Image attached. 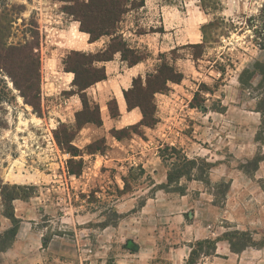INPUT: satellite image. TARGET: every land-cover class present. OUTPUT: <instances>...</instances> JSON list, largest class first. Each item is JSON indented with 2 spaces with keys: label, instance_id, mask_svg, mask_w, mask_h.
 I'll use <instances>...</instances> for the list:
<instances>
[{
  "label": "crops",
  "instance_id": "1",
  "mask_svg": "<svg viewBox=\"0 0 264 264\" xmlns=\"http://www.w3.org/2000/svg\"><path fill=\"white\" fill-rule=\"evenodd\" d=\"M40 1V10L46 18V30L57 33L46 41V50H49L46 59L47 84L43 83L41 89L43 113L45 117L49 115V119L46 117L44 120L45 125L74 128L76 132L70 145L79 151L78 156L72 157L53 140L61 154L67 155L69 159L82 160L83 166L89 165L93 168L99 163L105 169L123 162L128 165L140 163L145 176L154 182L153 188L168 182L169 169L159 157L161 146H174L182 150L188 158L204 157L208 154L213 156L206 147L209 143L210 147L217 149L219 123L231 125L234 113L241 111V108L232 104L238 98V89H230L228 86L222 87V90L200 89L202 86L207 87V82L215 80L211 77L216 73L214 66L208 69L209 76L203 78L201 75L200 79H196L191 77V58H173L169 64L183 79L179 83H169L166 92L154 95L155 123L152 126L145 123L139 107H129L126 94L133 90L136 80L141 79L146 86L148 78L156 74L165 62L163 56L170 54L174 57L175 52L206 47L203 28L206 29L213 23V18L219 16V11L213 13L205 10L202 6L203 0H130L128 10L118 26L117 36L123 40L127 49L142 58L138 63L130 64L123 58L122 53L117 52L112 60L93 63L94 68L104 71L106 79L91 86L83 94L91 107L99 108L101 124L89 123L76 130V116L84 110V105L74 86L76 76L65 72L64 61L73 52L86 55L103 54L111 47L115 36H103L91 42L90 35L81 31L80 23L63 11V5L66 4L64 0ZM63 17L68 19L62 27L54 24H59V18ZM58 34L62 36L56 38ZM194 66L199 74L196 64ZM219 100L222 110H219ZM212 103L216 104L211 106ZM28 110L30 109L25 107L24 111L29 112ZM247 113L257 112L254 110L253 113ZM30 115L33 116L31 113ZM36 115L42 122V118ZM33 122L35 121L30 120L29 125H33ZM242 125L245 123L242 122ZM10 126L8 123V127L3 128V131H10ZM25 140L26 135L23 134L21 141ZM99 143H103L102 150L90 151L91 147ZM23 153L25 157L27 154L24 148ZM18 157L15 151L13 154L0 155V180L3 185L36 188L41 183H36V179L31 183L29 169H16ZM83 170L80 176H71L69 173L68 175L80 181L86 176V170L85 173ZM109 173L110 170L106 171L105 175ZM211 179L213 180V175ZM81 184L77 185L78 189L85 190L89 185ZM196 184V181L188 183L186 194L183 195L156 191L151 198H147L135 218L136 237L144 244L141 253L149 251L151 255H157L164 247L172 244V247H169L171 258L167 259V264H186L196 242L211 240L216 241L215 255L202 257L198 264H264V246L247 248L241 253L232 251L229 242L223 238L225 230L217 226L221 212L212 201L210 204L203 203V208L199 209L198 213L201 214L200 218L196 212L193 220L187 219L186 202H189L191 190L200 189ZM51 187L58 190L62 188L56 183ZM119 188L123 190L121 186ZM136 194L123 195L116 201L119 214H122L123 209L134 208L138 199ZM201 195L204 193L201 192ZM198 203V200H192L191 207ZM231 204L233 205L232 202ZM45 205L46 202L39 196L26 201H13V213L19 222V229L11 246L0 252V264H49L51 257L59 255L58 251H55L56 246L62 250L64 244L55 238L45 246V235L39 228L41 208H46ZM236 223L237 230L245 231L249 225H264V215L260 218L237 217ZM124 224H129V219L121 220V226ZM12 228V221L5 216L0 189V237ZM107 229L109 227L105 230ZM158 239L159 245L156 243Z\"/></svg>",
  "mask_w": 264,
  "mask_h": 264
},
{
  "label": "rangeland",
  "instance_id": "2",
  "mask_svg": "<svg viewBox=\"0 0 264 264\" xmlns=\"http://www.w3.org/2000/svg\"><path fill=\"white\" fill-rule=\"evenodd\" d=\"M64 1L66 4L63 5V10L71 4V0ZM40 6V0H0V31L7 37L9 45L29 44L34 48V55L40 57L41 61L42 89V84H47L46 59L49 50H46V41L57 33L46 30V18ZM204 6L209 12L219 11V16H215L213 23L204 30L206 47L186 49L175 52L174 57L167 54L163 58L168 63L173 58H191V77L196 79H200L201 75L203 78L209 76L207 71L214 66L216 73L211 77L215 80L207 82L208 86L200 89L222 90L225 86L238 89V98L232 104L241 108V111L234 113L231 125L219 123L217 149L210 147L209 143L206 147L213 156L208 154L188 158L184 154L189 160L196 161V170L191 172V181L183 178L173 184L172 188L187 190V184L196 181L200 189L190 191L191 196L185 206L187 219L193 220L196 212L200 218L201 214L198 213L203 208V203L210 204L212 201L221 212L217 226L225 230L223 236H230L240 245L241 237L234 234L246 233L247 239L253 240L252 246L248 248H259L264 246V225H249L245 231L235 227L237 217L260 218L264 215V125L262 115L257 112V106L264 102V69L263 74L258 71L261 67L264 68V0H204ZM66 19L68 18H59L60 23L54 24L62 27ZM59 36L62 34L56 35V38ZM194 64L199 74L194 69ZM36 70L37 67H33V71ZM246 71L249 72L243 74ZM240 77L243 84L238 82ZM199 100L198 98L197 103ZM220 102L221 100L219 110H222ZM40 104L41 111L39 106L37 110L42 122L34 108L25 103L12 80L5 73H0V155L13 154L15 151L19 156L16 169H29L31 183L34 179L36 183H41L36 188L18 191L16 194L39 196L46 202V208H41L39 228L48 241L57 238L58 242L64 244L62 250L56 246L55 251L59 255L51 257L49 264H167V259L171 258L169 247L172 244L164 247L157 255H151L149 251L142 254L144 244L136 237L135 218L147 198H151L156 191L179 193L159 189L162 185L153 188L154 182L145 176L140 163L128 165L123 162L112 165L113 168L110 169L103 168L100 163L96 168L85 165L83 168L86 176L76 181L68 175L69 157L61 154L53 142L54 132L59 127L45 125L44 120L46 117L49 119V115L45 117L43 113L42 100ZM24 105L30 109L29 112L24 111ZM254 110L256 114L247 113H253ZM30 120L35 121L33 125H29ZM8 123L11 125L10 131H3ZM68 131L73 132V129ZM23 134L26 135L25 142L21 141ZM68 140L70 139L67 138L64 148H69ZM23 148L27 154L25 157ZM99 148H103L102 143ZM168 148L176 147L161 146L159 157L170 172L174 164L182 165L183 162L181 156L172 155ZM70 168L74 171L81 170L75 165ZM108 170L111 173L105 175ZM55 183L62 188L52 189L51 185ZM81 183L89 185L85 190L78 189L77 185H82ZM0 184L3 181L0 180ZM119 185L123 190H120ZM201 192L204 193L203 196ZM133 193H137L135 197H138L134 208L123 209L122 214H119L116 201L123 195ZM192 200H198L199 203L191 207ZM126 219H129V224L121 226V220ZM207 219L210 222L209 217ZM107 227L109 229L105 230ZM156 243L159 245L160 240H156ZM201 259L202 257H198L196 264ZM188 260L189 258L186 263Z\"/></svg>",
  "mask_w": 264,
  "mask_h": 264
},
{
  "label": "trees",
  "instance_id": "3",
  "mask_svg": "<svg viewBox=\"0 0 264 264\" xmlns=\"http://www.w3.org/2000/svg\"><path fill=\"white\" fill-rule=\"evenodd\" d=\"M71 4L65 7V14L72 17L75 21L80 23V29L82 32L90 35L91 42H95L103 36H115L111 47L103 54L98 55H86L82 53L73 52L64 61L65 72L75 74L74 86L81 95L84 110L77 114V128L79 130L85 124H101L100 111L97 106L91 107L83 94L91 86L106 79L105 73L101 69L93 67L95 61H109L113 59V55L117 52L122 53L123 58L129 61L130 64H136L141 60V56L130 49H127L123 40L117 36L118 26L126 14L130 0H90L85 2L82 0H71ZM203 8L207 10L204 6ZM210 26V25H209ZM203 28V34H204ZM201 47H195L193 49H200ZM40 57L34 55V48L29 44L13 46L7 42V37L0 31V73H5L13 82L16 90H18L25 100V103L34 108V112L39 115L37 107L39 106L41 111V88H40ZM33 67H37L36 72L33 71ZM261 67L258 71L263 74ZM246 71L243 74L248 73ZM183 79V76L169 63L164 62L158 69L157 73L151 75L144 86L141 79L136 80L134 88L130 93L126 94V99L129 107H139L144 115L145 123L152 126L155 123V106L153 105L154 95L157 93H163L168 90L169 83H179ZM241 81V77L239 78ZM38 101V105H37ZM257 112L263 117L262 125H264V102L257 106ZM72 127L60 126L54 132V138L57 145L72 157L78 156L79 151L73 148L70 143L75 136V129L68 131ZM68 132V133H67ZM70 132V133H69ZM125 134V133H122ZM68 139L69 148L65 147V141ZM101 143L90 148V151L102 150L99 148ZM103 144V143H102ZM63 147V148H62ZM72 149L75 153L70 150ZM172 155L181 156L182 165H173L168 173V182L165 185L160 186L161 190H171V192L185 194L184 188L178 187L173 189V184L181 179L186 178L191 181V172L196 170V161L189 160L182 151L176 148H168ZM77 152V153H76ZM78 166L80 171H74L71 166ZM69 175L80 176L83 170V161H76L71 158L67 161ZM210 165H206L209 167ZM212 169V166H211ZM143 173V171H142ZM203 181L202 179H198ZM204 182V181H203ZM32 187L10 186L0 184L3 204L5 206V216L13 223V228L5 232L0 237V252L7 250L13 243L17 231L19 229V222L15 219L13 213L12 203L15 200H29L32 196L28 194H16L22 190H29ZM234 236L241 237L238 243L234 242V239L230 236H223L225 240L231 245V249L234 253H241L246 248L252 246V239H247L246 233H235ZM48 240L45 239L44 245L48 244ZM206 248V251H205ZM216 241L204 240L198 242L192 247L189 260L186 264H196L198 257H209L215 255Z\"/></svg>",
  "mask_w": 264,
  "mask_h": 264
}]
</instances>
